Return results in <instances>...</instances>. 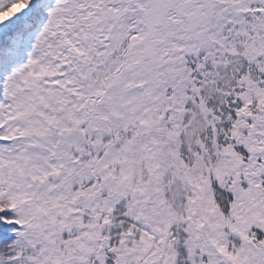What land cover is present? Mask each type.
<instances>
[{"label": "snow or ice", "instance_id": "6c2138e0", "mask_svg": "<svg viewBox=\"0 0 264 264\" xmlns=\"http://www.w3.org/2000/svg\"><path fill=\"white\" fill-rule=\"evenodd\" d=\"M0 264H264V0H0Z\"/></svg>", "mask_w": 264, "mask_h": 264}]
</instances>
